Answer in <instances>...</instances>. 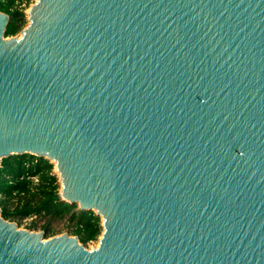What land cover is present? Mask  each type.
<instances>
[{
	"label": "water",
	"instance_id": "1",
	"mask_svg": "<svg viewBox=\"0 0 264 264\" xmlns=\"http://www.w3.org/2000/svg\"><path fill=\"white\" fill-rule=\"evenodd\" d=\"M0 13V164L55 165L98 248L0 211V264H264V0H36Z\"/></svg>",
	"mask_w": 264,
	"mask_h": 264
},
{
	"label": "trees",
	"instance_id": "2",
	"mask_svg": "<svg viewBox=\"0 0 264 264\" xmlns=\"http://www.w3.org/2000/svg\"><path fill=\"white\" fill-rule=\"evenodd\" d=\"M24 0H0V13L9 22L5 37L15 36L25 24L21 9ZM31 178H36L33 182ZM53 164L29 154L4 158L0 164L1 217L16 222L33 217L64 219L72 227V235L83 246L96 241L102 233L100 218L92 211H79L76 204L61 201ZM13 207H9L12 202Z\"/></svg>",
	"mask_w": 264,
	"mask_h": 264
},
{
	"label": "rangeland",
	"instance_id": "3",
	"mask_svg": "<svg viewBox=\"0 0 264 264\" xmlns=\"http://www.w3.org/2000/svg\"><path fill=\"white\" fill-rule=\"evenodd\" d=\"M36 0H24L21 4V9L23 11L24 17H25V24L22 26L20 31L12 37H21L23 29H25L28 26V12L29 9L35 4ZM53 164V163H52ZM53 173L56 175L57 180H58V193L60 195L61 191V184H60V179L59 175L55 169V165L53 164ZM1 200V199H0ZM16 202L13 201L12 204L9 205V207H13V204ZM77 206V210L78 205ZM101 222V220H100ZM15 223L18 227V229L27 231V232H34V233H39L43 236L44 240L51 239L53 237H59L62 235H68L69 237H75L72 235V227L67 221V218L64 219H49L47 217H33V218H28L24 220H18ZM102 234V233H101ZM101 235L96 241L90 242L83 246L81 245L88 251H92L96 248H98L99 245V239Z\"/></svg>",
	"mask_w": 264,
	"mask_h": 264
},
{
	"label": "built area",
	"instance_id": "4",
	"mask_svg": "<svg viewBox=\"0 0 264 264\" xmlns=\"http://www.w3.org/2000/svg\"><path fill=\"white\" fill-rule=\"evenodd\" d=\"M33 182H37V179L36 178H31Z\"/></svg>",
	"mask_w": 264,
	"mask_h": 264
},
{
	"label": "bare ground",
	"instance_id": "5",
	"mask_svg": "<svg viewBox=\"0 0 264 264\" xmlns=\"http://www.w3.org/2000/svg\"><path fill=\"white\" fill-rule=\"evenodd\" d=\"M60 194H61V191H60Z\"/></svg>",
	"mask_w": 264,
	"mask_h": 264
}]
</instances>
